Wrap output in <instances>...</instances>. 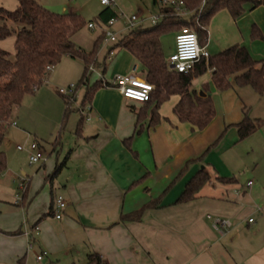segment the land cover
Returning a JSON list of instances; mask_svg holds the SVG:
<instances>
[{"label": "crops", "instance_id": "0c3cea01", "mask_svg": "<svg viewBox=\"0 0 264 264\" xmlns=\"http://www.w3.org/2000/svg\"><path fill=\"white\" fill-rule=\"evenodd\" d=\"M154 4L159 6L157 16L140 14V27H156L166 17L163 12L166 8L157 0ZM0 7L14 11L18 3L0 0ZM106 9L99 12L96 20ZM245 9V14L236 21L226 10L217 13L208 27L205 49L212 57L233 46H243L257 66H262L264 6L253 9L248 5ZM154 17L161 18L156 26L151 23ZM124 23L120 22L115 29L120 32L119 41L131 32L124 29ZM255 27L259 32L253 39ZM178 33L162 38L168 62L174 54ZM74 42L91 52L96 41L90 50ZM115 45L103 43L99 48L97 59L101 66H106L105 78L112 80L134 69L144 78L141 66L127 50L116 49L109 59ZM0 50L15 52V39L1 41ZM83 72L82 62L63 59L49 73L46 88L39 89L30 97L29 104L22 105L13 115L15 134H20L24 141H38L48 161L29 165L35 167L29 174L22 172L25 180L21 184L27 183L22 197L16 183L6 181L7 172L0 179V264H37L29 252L26 232H31L35 248L47 253L46 262L50 264H62V259L71 254L88 258L93 252L109 264H264V183H255L245 176L242 181L245 186H241L240 178L235 176L237 158L233 155L242 142L237 126L245 114L250 118L241 96L250 87H238L230 79L232 88L221 92L214 84L212 71L195 78L193 88L197 92L208 91L216 112L212 123L202 132L193 131L191 125L181 123L174 114L179 96L161 106L159 114L163 122L150 127L149 116L139 124L133 110L139 111L145 105L127 101L116 89L104 87L96 89L90 121L79 130L80 117L72 123L75 113L63 128L66 106L58 93L59 86L76 85ZM98 79V74H94L92 84ZM83 98L81 91L77 107ZM35 116L42 119L43 125L35 126ZM44 128L48 129V135ZM9 138L6 133L4 143ZM43 140L52 141L49 154L44 150ZM24 146V151H19V146L17 150L27 152L28 159L29 143ZM212 146L203 164L189 165ZM60 164H64L60 173L52 177ZM187 166L186 174L177 181ZM201 170L211 177L201 197L176 205L188 183ZM252 177L259 179L255 172ZM218 178H235L238 183L222 184ZM171 185L159 208L147 210L141 222H121L123 215H131L158 200ZM57 196L64 197L67 203L61 220L54 217ZM209 216L228 220L232 226L219 233Z\"/></svg>", "mask_w": 264, "mask_h": 264}, {"label": "trees", "instance_id": "16d2710c", "mask_svg": "<svg viewBox=\"0 0 264 264\" xmlns=\"http://www.w3.org/2000/svg\"><path fill=\"white\" fill-rule=\"evenodd\" d=\"M18 7L14 11L0 7V42L15 39L14 54L0 50V179L8 170V160L2 146L6 133L11 126L13 115L19 109L26 96L34 95L46 82L49 72L47 67H57L65 58L82 62L84 72L80 81L76 84L77 94L84 91V98L77 107V95L67 98L62 95L66 110L63 118V128L68 124L73 114H78L79 130L87 121L82 110L92 105L96 89L102 88L101 81L92 84L93 74L90 68L101 70L105 75V67L98 63V52L104 43V34L96 40L91 52H86L78 47L73 38L89 24L106 23L115 17L114 12L107 8L103 14L92 23H86L76 14H55L44 8L39 0H16ZM184 3L183 8L190 13V17H177L173 9L166 8L164 20L156 27L143 28L129 32L110 51L116 49L127 50L141 66L145 74V80L156 87L150 101L144 103L145 107L137 113L139 124L149 116V126L155 127L163 118L159 111L161 106L173 96H179L180 102L174 108V114L179 121L191 125L193 131H204L216 116L211 95L206 90L197 92L193 88L195 78L213 72V81L221 92L232 88L230 79H234L238 87H250L257 94H264V65L257 68V62L253 60L247 48L233 46L226 51L202 60L193 73L185 75L171 70L164 56L162 38L168 34L180 32L184 28L196 33L200 46L205 48L208 44V27L213 17L223 11H228L236 21L246 12V6L253 9L264 6L263 0H178ZM191 22H193L191 24ZM255 27L252 33L253 39L257 38ZM259 32V31H258ZM109 53V54H110ZM76 106V107H75ZM264 127L261 120H252L247 114L237 126L240 141H243ZM63 132V131H62ZM127 141L126 143H128ZM217 145V144H216ZM215 145V146H216ZM210 147L198 160L190 164H203L212 151ZM64 164H60L54 170L52 177H56ZM187 168L180 174L181 179L187 172ZM175 181V182H177ZM222 184L235 185V178H218ZM211 182V177L201 170L188 183L186 189L176 205L193 202L201 197L203 189ZM166 192L155 201L144 206L141 210L122 216L121 222H141L143 214L147 210L158 209ZM86 264H109L98 253H91Z\"/></svg>", "mask_w": 264, "mask_h": 264}, {"label": "rangeland", "instance_id": "374dc122", "mask_svg": "<svg viewBox=\"0 0 264 264\" xmlns=\"http://www.w3.org/2000/svg\"><path fill=\"white\" fill-rule=\"evenodd\" d=\"M15 1V0H13ZM116 6V10L124 13L126 16L132 17L133 15L137 17H142L143 14L145 17H151L152 15H156L159 10V6L154 4V0H113ZM168 2H174L177 0H167ZM41 5L46 8L47 10L59 14H70L75 12L78 14L82 20L86 23L94 22L99 14V12L104 9L101 6L99 0H40ZM157 16V15H156ZM190 17V15L188 16ZM193 22H191L192 24ZM100 27H96L95 30H89L88 27L81 30L77 33L73 40L80 46L87 48L88 50L91 49L93 43L98 39L100 36ZM169 37V36H168ZM102 47V45H101ZM100 47V48H101ZM106 50H104L105 53ZM14 54V52L12 53ZM61 64L60 67H62ZM65 67V66H63ZM258 69H261L262 66H257ZM54 69L51 71L53 72ZM50 72V74H51ZM95 79V78H94ZM97 80V79H96ZM47 81V80H46ZM44 85L40 88H46ZM60 88H67L66 85H60ZM245 92L242 93L241 96L245 99V102L249 109V116L254 120H261L264 122V94L259 95L254 92L251 88L245 89ZM33 95L26 96L23 104H29V99ZM20 111V110H19ZM18 113V112H17ZM20 113V112H19ZM77 115H73L72 123L74 122L75 118H78ZM12 122V121H11ZM35 126L39 127L43 125L42 119L39 117H34ZM11 126L8 129V134L10 135L9 141L3 143L2 149L7 155L8 160V170L5 175V179L9 184L16 183L17 192L20 193L19 196H23L22 191L18 190L21 182L25 180L22 176V172H29L31 169L35 167H30V162L27 152H19L17 150L18 146L27 145L28 141H24L23 137L20 134H15L16 128ZM73 124L70 125L67 136L69 137L70 130ZM44 127V126H43ZM47 127V126H45ZM46 134H49L48 129H45ZM46 153L51 152V147L49 142L52 141H41ZM233 155L236 156L237 162L235 164L236 170V177L240 178V185L245 186L243 184V178L245 176L250 177L248 180H252L255 183L261 184L264 183V128L256 132L254 135L250 136L249 138L240 142L237 147L235 148ZM55 158V157H54ZM53 158V159H54ZM12 168H15V172ZM255 174L259 177V179L253 178L252 174ZM247 182V181H246ZM24 184H27L26 182ZM13 185V184H12ZM8 185V186H12ZM20 189V188H19ZM87 262V257L83 256H73L72 254L69 255L68 258L62 259V264H85ZM46 264H50L47 263ZM53 264V263H52Z\"/></svg>", "mask_w": 264, "mask_h": 264}, {"label": "built area", "instance_id": "2783aa9c", "mask_svg": "<svg viewBox=\"0 0 264 264\" xmlns=\"http://www.w3.org/2000/svg\"><path fill=\"white\" fill-rule=\"evenodd\" d=\"M101 5L105 8H110L115 13V17L109 19L106 23L100 26L102 33L104 34V44L105 45H115L119 42L120 32L116 31V26L120 22L125 21L124 25L127 31H134L142 25L139 17L137 16H126L124 13L117 12L116 6L113 0H99ZM160 5L165 8L173 9L177 17H188L190 13L183 8L184 3L181 1L168 2L167 0H157ZM166 16V15H165ZM164 15L162 17H165ZM160 17H154L151 19L152 25L156 26L160 22ZM97 24H89V30H95ZM113 57V52L109 54V59ZM210 54L207 50L200 46L198 37L195 32L191 29L184 28L177 35L175 39V51L170 57L168 65L171 70L179 74H191L196 69L197 65L202 60H209ZM54 68L47 67L46 72H51ZM90 72L98 74V80L101 81L102 86L107 89H116L121 93V95L131 102H136L144 104L151 99V95L155 92L156 87L144 78L137 74V70L134 69L133 72L127 75H117L112 80H107L101 72L95 68H90ZM58 93L67 98H73L78 94L76 92V85H71L67 88H61ZM91 112V107L88 106L86 109L82 110L84 117L89 119V113ZM14 126L16 124L14 123ZM28 152H29V162L30 165H37L41 163H46L48 157L43 152L38 141H28ZM25 146H19V151H24ZM252 185V183H249ZM24 189V184H21V191ZM67 208V203L62 196H57L54 204V217L57 220H61L63 217V212ZM212 223L214 229L219 233H224L225 230L229 229L232 224L228 220L208 217ZM250 223L253 222L251 219ZM35 231H39V228H35ZM25 236L29 239V252L34 257L37 264H46L47 253L41 252L35 248L34 241L31 237V232H26Z\"/></svg>", "mask_w": 264, "mask_h": 264}]
</instances>
